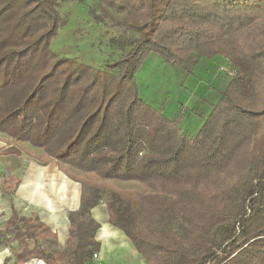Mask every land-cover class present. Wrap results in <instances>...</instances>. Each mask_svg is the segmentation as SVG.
I'll return each mask as SVG.
<instances>
[{
    "label": "trees",
    "instance_id": "1",
    "mask_svg": "<svg viewBox=\"0 0 264 264\" xmlns=\"http://www.w3.org/2000/svg\"><path fill=\"white\" fill-rule=\"evenodd\" d=\"M68 1L0 0V134L79 183L80 208L64 251L14 207L1 244L17 242L16 264H86L106 196L110 224L146 264H264V0H92L96 24L135 35L109 40L123 55L104 71L52 51ZM153 52L179 68L195 54L236 66L196 137L140 98L135 73ZM20 183L5 176L0 189Z\"/></svg>",
    "mask_w": 264,
    "mask_h": 264
},
{
    "label": "rangeland",
    "instance_id": "2",
    "mask_svg": "<svg viewBox=\"0 0 264 264\" xmlns=\"http://www.w3.org/2000/svg\"><path fill=\"white\" fill-rule=\"evenodd\" d=\"M79 2L80 0H70L61 3L59 12L63 19L67 21V24L60 29L58 35L52 40L51 49L60 58L77 60L85 65L104 71L109 63L123 55L119 49L110 45L109 40L121 35L127 37L135 35L131 32H125L124 29L114 27L112 21L109 19L106 21V25L96 24L89 14V8L94 6V2L86 0L88 7H81ZM196 56L204 58L198 54L191 57L189 64L185 68H181L187 74L192 73L193 66L197 60ZM219 58L224 59V57ZM226 61V64L221 66V75L225 79L226 84H228L231 80L239 79L240 74L235 65L228 59ZM181 69L166 63L158 53L153 52L145 57L135 73V78L140 98L144 103L150 105L155 110L162 111L168 119L182 116L183 124L181 123L180 128L181 130L183 129L184 133L191 134L193 138L198 135L205 122L197 130L191 128L190 119L192 116H188V111L194 114L191 111L193 106L189 107L186 102L189 99V95L192 96L191 94L194 92L192 87L195 86V77H200L201 81L209 82L211 76H208L207 72L197 69L196 76L188 79L186 84H184L185 78L181 74ZM183 85L186 87L185 89L182 88ZM0 137L1 140L8 142L5 134H0ZM27 147L38 156H43L42 150L33 148L28 144ZM44 168L50 170V173L57 172L55 165L44 166L26 152L21 151L16 145L0 149V180L3 176L10 174H16L20 177L24 176L32 169H34L35 174H39ZM58 176L48 178L47 183H58V188L62 186L61 183H64L63 181L71 184L69 178H66V180L62 179L63 174L58 173ZM120 186L125 188L132 187L130 184H121ZM60 192L62 193L63 190L58 191L56 189L54 194H60ZM66 199L67 207L73 208L74 202H76L75 197H67ZM106 201V196H103V201L99 205L106 204ZM21 209L22 212L31 210L25 203L21 205ZM10 247L12 255L15 256L14 251L19 248L18 245L14 243Z\"/></svg>",
    "mask_w": 264,
    "mask_h": 264
},
{
    "label": "crops",
    "instance_id": "3",
    "mask_svg": "<svg viewBox=\"0 0 264 264\" xmlns=\"http://www.w3.org/2000/svg\"><path fill=\"white\" fill-rule=\"evenodd\" d=\"M196 57V64L193 66L194 72L192 71L191 74H187L180 68L182 70L181 74L183 78H185L184 84H186L188 79L196 76L195 73L197 69L207 72L208 76H211L209 82L201 81L200 77H195V86L192 87L195 93L193 92L191 94L192 96L189 95V99H187L186 102L189 107L193 106L191 111H193L192 113L194 114L188 111V116H192L190 125L191 128L195 130L199 129L211 114L214 105L218 103L221 94L228 85L221 75V66L225 65L227 62L225 58L221 59L217 57L213 62L204 58H198V56ZM182 88L185 89L186 87L183 85ZM202 90L204 91L202 92ZM184 107H186V105H184ZM185 134L192 138L191 134ZM7 139L8 142L0 139V149L12 146L8 136ZM43 165L46 166L45 164ZM47 165H55L57 172L54 171L50 173V170L44 168L39 174H35V171H33L34 169L28 171L26 175L21 177L16 174H10L20 177L21 183L13 195L4 194L0 189V229L3 223L12 217V207L24 217L32 218L37 214L40 220L57 234L60 249L64 251L67 248V241L70 236V221L68 214L80 208L81 185L62 172L56 163ZM58 173L63 174L62 179L64 180L69 178L71 184L63 181L64 183H61L62 186L58 188V183H47L48 178L54 176L59 177ZM56 189H58V191L62 189L63 192L54 194ZM67 197H75V207H67ZM24 203L31 208L30 211L22 212L21 205ZM91 217L100 225V229L96 235V240L99 242L100 248L96 252L98 258H93L86 264H146L145 259L136 250L128 237L110 224L106 204L95 207L91 211ZM10 245L11 244L6 246L0 243V264H16V258L12 255ZM36 261L39 260H32L30 263H36Z\"/></svg>",
    "mask_w": 264,
    "mask_h": 264
},
{
    "label": "bare ground",
    "instance_id": "4",
    "mask_svg": "<svg viewBox=\"0 0 264 264\" xmlns=\"http://www.w3.org/2000/svg\"><path fill=\"white\" fill-rule=\"evenodd\" d=\"M33 263V262H32ZM32 263H28V264H32ZM33 264H43V262L41 261H36V263H33Z\"/></svg>",
    "mask_w": 264,
    "mask_h": 264
},
{
    "label": "built area",
    "instance_id": "5",
    "mask_svg": "<svg viewBox=\"0 0 264 264\" xmlns=\"http://www.w3.org/2000/svg\"><path fill=\"white\" fill-rule=\"evenodd\" d=\"M93 258L97 259V258H98V254L95 253L94 256H93ZM44 264H45V263H44Z\"/></svg>",
    "mask_w": 264,
    "mask_h": 264
}]
</instances>
